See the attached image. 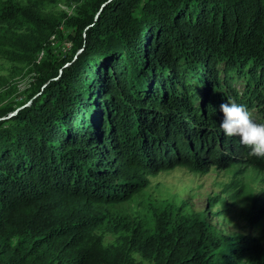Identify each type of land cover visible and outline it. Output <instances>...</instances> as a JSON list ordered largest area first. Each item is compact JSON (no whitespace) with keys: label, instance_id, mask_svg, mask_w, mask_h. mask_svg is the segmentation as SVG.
Listing matches in <instances>:
<instances>
[{"label":"trees","instance_id":"1","mask_svg":"<svg viewBox=\"0 0 264 264\" xmlns=\"http://www.w3.org/2000/svg\"><path fill=\"white\" fill-rule=\"evenodd\" d=\"M67 1L78 6L59 19L0 0L14 30L0 33V54L34 74L0 108V264H135L133 252L263 264L258 239L222 236L201 213L158 217L111 247L97 231L161 172L227 168L236 155L264 171L220 128L225 102L264 124V0ZM66 31L60 56L52 38Z\"/></svg>","mask_w":264,"mask_h":264},{"label":"rangeland","instance_id":"2","mask_svg":"<svg viewBox=\"0 0 264 264\" xmlns=\"http://www.w3.org/2000/svg\"><path fill=\"white\" fill-rule=\"evenodd\" d=\"M14 1L39 8L43 16L59 19L72 16L78 6L67 0ZM60 29L64 32L63 27ZM11 30L0 24V33ZM68 35L66 31L63 42L52 38L60 56L71 47ZM33 75L30 65L10 62L0 54V108L20 101ZM235 157L239 160L227 168L213 166L204 172L177 167L151 177L148 188L131 200L108 208L109 223L97 231L103 245L111 247L130 240L134 228L151 232L158 217L201 213L218 234L258 239L264 250V171L249 163L243 155ZM132 257L135 264H152L139 253L133 252Z\"/></svg>","mask_w":264,"mask_h":264},{"label":"clouds","instance_id":"3","mask_svg":"<svg viewBox=\"0 0 264 264\" xmlns=\"http://www.w3.org/2000/svg\"><path fill=\"white\" fill-rule=\"evenodd\" d=\"M223 120L220 128L228 136H239L240 143L249 149V156L264 157V124L253 121L243 105L225 102L220 105Z\"/></svg>","mask_w":264,"mask_h":264},{"label":"water","instance_id":"4","mask_svg":"<svg viewBox=\"0 0 264 264\" xmlns=\"http://www.w3.org/2000/svg\"><path fill=\"white\" fill-rule=\"evenodd\" d=\"M16 113H17V112L12 113L11 116L15 115Z\"/></svg>","mask_w":264,"mask_h":264}]
</instances>
